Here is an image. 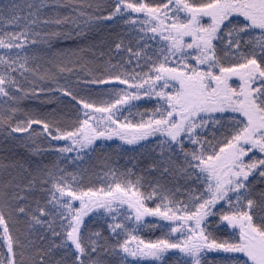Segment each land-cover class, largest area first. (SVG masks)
Instances as JSON below:
<instances>
[{
  "label": "snow or ice",
  "instance_id": "1",
  "mask_svg": "<svg viewBox=\"0 0 264 264\" xmlns=\"http://www.w3.org/2000/svg\"><path fill=\"white\" fill-rule=\"evenodd\" d=\"M0 264H264V0H0Z\"/></svg>",
  "mask_w": 264,
  "mask_h": 264
}]
</instances>
